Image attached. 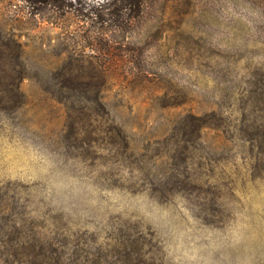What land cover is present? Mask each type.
Returning a JSON list of instances; mask_svg holds the SVG:
<instances>
[{"label":"rangeland","instance_id":"374dc122","mask_svg":"<svg viewBox=\"0 0 264 264\" xmlns=\"http://www.w3.org/2000/svg\"><path fill=\"white\" fill-rule=\"evenodd\" d=\"M107 1L0 0V264H264V0Z\"/></svg>","mask_w":264,"mask_h":264},{"label":"trees","instance_id":"16d2710c","mask_svg":"<svg viewBox=\"0 0 264 264\" xmlns=\"http://www.w3.org/2000/svg\"><path fill=\"white\" fill-rule=\"evenodd\" d=\"M32 2L33 4H40V5H52L55 7H67L71 5V0H28ZM143 1L144 0H110L105 3L98 4L94 11V17L100 18L103 20L102 15L111 16L113 14L114 19L113 21H121L125 22L127 24H131L134 22V20L140 16L142 12L143 7ZM127 11L128 14L126 12ZM125 16L123 20V16ZM104 21V20H103ZM106 21V20H105ZM16 54L14 56L16 61V66L21 67L19 70L18 68L15 69L16 75L14 74H8L3 73L0 75V104L3 105L8 102H21L23 100V94L20 91L18 79L21 77V71L24 69V63L22 61L23 58V48L20 44L17 45ZM8 55V53H6ZM20 81V80H19ZM11 241V240H9ZM16 242L15 246H18V248H21L23 251H26L28 253H31V255L34 258L33 264H48L47 262V251L46 248L49 247V243H43L41 241L36 240L34 243H29V241L24 238V236L16 237L14 239ZM7 243V241H4L3 239H0V244ZM28 244V246L26 245ZM6 253L5 255H8ZM0 257V261L4 260V262H7L6 259H3L2 256L4 253L2 252ZM15 258L14 261L21 262L20 261V253H13L12 254ZM22 263V262H21Z\"/></svg>","mask_w":264,"mask_h":264}]
</instances>
